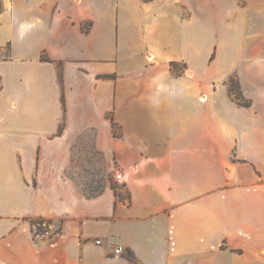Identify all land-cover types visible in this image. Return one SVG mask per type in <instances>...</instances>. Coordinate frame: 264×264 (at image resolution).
Returning a JSON list of instances; mask_svg holds the SVG:
<instances>
[{"label": "crops", "instance_id": "1", "mask_svg": "<svg viewBox=\"0 0 264 264\" xmlns=\"http://www.w3.org/2000/svg\"><path fill=\"white\" fill-rule=\"evenodd\" d=\"M2 5L0 264H264V0ZM89 131L124 199L72 176Z\"/></svg>", "mask_w": 264, "mask_h": 264}, {"label": "rangeland", "instance_id": "2", "mask_svg": "<svg viewBox=\"0 0 264 264\" xmlns=\"http://www.w3.org/2000/svg\"><path fill=\"white\" fill-rule=\"evenodd\" d=\"M77 146L76 165L72 166L71 174L82 189L86 188V193L101 190L110 182V176L117 179L115 171L107 168L103 154L96 148L93 131L84 134L77 141Z\"/></svg>", "mask_w": 264, "mask_h": 264}, {"label": "trees", "instance_id": "3", "mask_svg": "<svg viewBox=\"0 0 264 264\" xmlns=\"http://www.w3.org/2000/svg\"><path fill=\"white\" fill-rule=\"evenodd\" d=\"M2 8H3L2 0H0V10ZM172 66L175 70H178L180 65L177 62H172ZM230 91H231V94H233V96L235 98L239 99L243 104H249V100L242 94L241 90L239 89V85H238L237 81L234 80V78L231 79ZM62 98H63V102H64L65 101L64 96ZM62 128H63V124L61 126V129ZM108 179L110 181L108 183L115 190L116 195L119 198L124 199L127 196L126 192L128 191L126 183H122L119 180L112 178L111 176ZM105 186L101 190L97 189L96 191L91 192V193H86L85 192L86 188H83V189L81 188V189L85 192V194H87V196L91 197V196H96V195L101 194L103 192ZM128 255L134 261L135 264H139V262L136 258V255L134 254V252L132 250H129Z\"/></svg>", "mask_w": 264, "mask_h": 264}, {"label": "built area", "instance_id": "4", "mask_svg": "<svg viewBox=\"0 0 264 264\" xmlns=\"http://www.w3.org/2000/svg\"><path fill=\"white\" fill-rule=\"evenodd\" d=\"M31 233L34 240L37 241H45L52 239L53 237L57 236L60 233V228L55 225L50 220L45 219H37L33 220L30 223ZM97 243L101 244L102 240L97 239ZM116 253L123 252V246L119 245L115 247Z\"/></svg>", "mask_w": 264, "mask_h": 264}]
</instances>
